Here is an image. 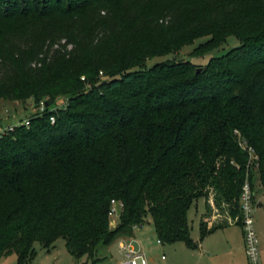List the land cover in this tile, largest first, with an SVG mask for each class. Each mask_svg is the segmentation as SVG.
<instances>
[{
	"label": "trees",
	"instance_id": "1",
	"mask_svg": "<svg viewBox=\"0 0 264 264\" xmlns=\"http://www.w3.org/2000/svg\"><path fill=\"white\" fill-rule=\"evenodd\" d=\"M231 37L239 45L201 72L146 65L182 42L209 38L207 53ZM3 99L52 104L0 137V260L30 264L36 244L50 252L63 239L96 264L100 245L149 223L161 244L197 250L194 203L230 221H201L202 242L241 226L246 180L264 190V0H0ZM59 100L67 108L51 110Z\"/></svg>",
	"mask_w": 264,
	"mask_h": 264
},
{
	"label": "rangeland",
	"instance_id": "2",
	"mask_svg": "<svg viewBox=\"0 0 264 264\" xmlns=\"http://www.w3.org/2000/svg\"><path fill=\"white\" fill-rule=\"evenodd\" d=\"M158 13L157 6H152L149 9V16ZM209 38H202L192 41L191 43H180L175 51L171 54L162 57H155L149 59L146 63L148 68L155 65H162L170 62H192L195 64L196 73L201 72L209 63L211 58L220 57L226 54L234 47L239 45V41L235 37L228 39L226 44L219 47L213 52L204 53L201 46H203ZM65 44V43H63ZM72 47H68V51ZM85 79V78H83ZM68 102L66 100H59L51 110L57 111L67 108ZM41 106L34 103L33 100H1L0 101V134L7 130V128L17 126L22 127L25 122L32 119V117L40 114ZM254 190L257 196L258 203L262 206L255 208L256 229L258 232L263 231L264 223L262 216H264V190L258 177L253 180ZM211 200V199H210ZM209 200V202H210ZM208 207V208H207ZM189 224L191 227V236L195 242L199 243L197 250L189 249L184 243L179 242L175 244H165L156 247L155 253L159 254L160 264H238L239 260L232 254L230 248V232L236 233L239 238L242 236V231L239 227H224L217 231L208 234L203 242H200V224L203 220H208V228H214L219 225L228 224L229 217L223 209L218 208L214 202L208 204L204 199L194 203L188 212ZM117 225L120 220L117 219ZM152 225H144L143 232L152 237L154 242H157V236L153 232ZM156 246V245H155ZM37 256L30 264H92L91 259L86 257L78 260L72 256L66 247V242L59 239L54 248L50 252L44 249L40 244L35 245ZM155 249V248H153ZM157 255V254H156ZM164 256V260L161 257ZM99 260L96 264H114L115 259L122 262L125 260L123 254L119 250L118 244L113 243L110 246L100 245L97 249V256ZM87 262V263H86ZM0 264H18L16 255L4 257L0 260Z\"/></svg>",
	"mask_w": 264,
	"mask_h": 264
},
{
	"label": "built area",
	"instance_id": "3",
	"mask_svg": "<svg viewBox=\"0 0 264 264\" xmlns=\"http://www.w3.org/2000/svg\"><path fill=\"white\" fill-rule=\"evenodd\" d=\"M41 112L38 114L39 116H43L47 106L44 103L40 104ZM31 120L25 122L22 125H26V127L30 126ZM51 122H55V118L51 117ZM17 126L7 128V130L3 131L0 134V137L6 135L10 132H13ZM237 135L240 136L238 132ZM240 147L251 154V164L256 162L258 159L255 157L253 150L249 148L247 142L243 139L240 140ZM257 206V198L256 193L252 187V184L249 180H246L242 187L241 196H240V216H241V228L243 231L244 238V251L247 260V264H264L261 251H260V241L256 229V221H255V208ZM123 209V204L119 201L113 200L111 202V226L115 228L117 226V219L121 217ZM142 227H135V231L141 229ZM119 250L123 254L125 260L119 262L117 264H149V260L146 256L133 248L131 241H123L119 245Z\"/></svg>",
	"mask_w": 264,
	"mask_h": 264
},
{
	"label": "crops",
	"instance_id": "4",
	"mask_svg": "<svg viewBox=\"0 0 264 264\" xmlns=\"http://www.w3.org/2000/svg\"><path fill=\"white\" fill-rule=\"evenodd\" d=\"M256 198H257V196H256ZM257 205L258 206H262L263 204L261 202L258 203V200H257ZM262 221L264 223V216H262ZM147 225H152V224L149 223ZM228 227L230 229L232 227H239L241 229V231H242L241 226L230 225ZM143 228H144V226L141 229L136 230L134 236L131 237V238H121V239L117 240L116 242L118 244V247H119V245L121 243H123V241H131L132 245H133V248L136 251L144 254L146 256V258L149 260V264H160L159 254L155 253V251L157 249L156 247H158L159 245L163 246L164 244H161V242L159 240H157V242H154L152 240V237L151 238L148 237V234L143 232ZM152 233H154L155 236H157L156 233H155V230H153ZM257 233H258V237H259V241H260L261 257H262V260L264 262V229H263V231H260V232L257 231ZM229 240H230L229 243H230V248L232 250V254H234V259H235V257L237 259L241 258L239 260L238 264H247L245 251H244L243 231H242L241 238H239L236 233L230 232ZM153 248H155V249H153ZM161 260H164V256L161 257ZM117 263H119V261H117V259H115V263L114 264H117Z\"/></svg>",
	"mask_w": 264,
	"mask_h": 264
},
{
	"label": "water",
	"instance_id": "5",
	"mask_svg": "<svg viewBox=\"0 0 264 264\" xmlns=\"http://www.w3.org/2000/svg\"><path fill=\"white\" fill-rule=\"evenodd\" d=\"M51 104H52V102H50V103H47V104H46V106H47V107H49Z\"/></svg>",
	"mask_w": 264,
	"mask_h": 264
}]
</instances>
